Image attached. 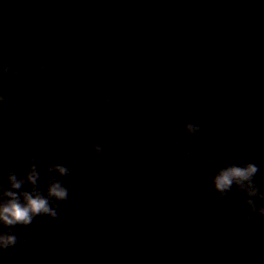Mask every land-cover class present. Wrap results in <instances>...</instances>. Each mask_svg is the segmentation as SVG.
I'll use <instances>...</instances> for the list:
<instances>
[{
    "label": "water",
    "instance_id": "95a60500",
    "mask_svg": "<svg viewBox=\"0 0 264 264\" xmlns=\"http://www.w3.org/2000/svg\"><path fill=\"white\" fill-rule=\"evenodd\" d=\"M4 64L0 184L35 164L72 202L12 228L3 264H264V216L212 181L264 184V0H0Z\"/></svg>",
    "mask_w": 264,
    "mask_h": 264
},
{
    "label": "clouds",
    "instance_id": "9594fccd",
    "mask_svg": "<svg viewBox=\"0 0 264 264\" xmlns=\"http://www.w3.org/2000/svg\"><path fill=\"white\" fill-rule=\"evenodd\" d=\"M0 76L10 79L18 77V70L9 64L0 65ZM8 103V97L4 91L0 90V108ZM219 114V109H217ZM186 131L190 135H196L202 131V126L191 121L185 125ZM90 152L96 156H101L105 152V145L100 142H93L89 145ZM29 160L34 159L29 155ZM49 172H58L62 177H69L71 169L62 164H55L49 167ZM258 172V167L254 163L232 164L221 168L213 177L212 181L215 189L221 194V205L226 198V194L232 190L233 185L239 189H244L249 197L247 203L251 213H259L264 216V206H258L253 197L264 199V184L257 186L253 183V178ZM40 173L37 166L32 164L23 177H19L16 172H8V185L0 184V254L11 256L19 248V238L11 231L16 226L25 228L31 226L33 221L40 216H48L51 219L58 217L61 203L72 202V197L68 187L59 180L49 179L46 185V194L37 188ZM68 183H72L68 179ZM26 183L32 185L31 191H20ZM244 220L252 225L255 223L252 215H246ZM7 229V230H4ZM3 255H0V264H3Z\"/></svg>",
    "mask_w": 264,
    "mask_h": 264
}]
</instances>
